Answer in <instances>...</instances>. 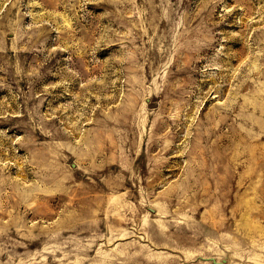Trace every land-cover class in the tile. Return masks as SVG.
Listing matches in <instances>:
<instances>
[{
    "label": "rangeland",
    "instance_id": "obj_1",
    "mask_svg": "<svg viewBox=\"0 0 264 264\" xmlns=\"http://www.w3.org/2000/svg\"><path fill=\"white\" fill-rule=\"evenodd\" d=\"M264 264V0H0V264Z\"/></svg>",
    "mask_w": 264,
    "mask_h": 264
},
{
    "label": "water",
    "instance_id": "obj_2",
    "mask_svg": "<svg viewBox=\"0 0 264 264\" xmlns=\"http://www.w3.org/2000/svg\"><path fill=\"white\" fill-rule=\"evenodd\" d=\"M217 264V262H215Z\"/></svg>",
    "mask_w": 264,
    "mask_h": 264
}]
</instances>
